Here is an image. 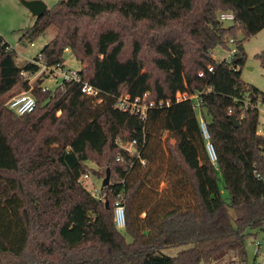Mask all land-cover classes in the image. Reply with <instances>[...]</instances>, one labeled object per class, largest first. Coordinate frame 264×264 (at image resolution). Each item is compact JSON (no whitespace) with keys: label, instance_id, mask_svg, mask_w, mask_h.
<instances>
[{"label":"trees","instance_id":"16d2710c","mask_svg":"<svg viewBox=\"0 0 264 264\" xmlns=\"http://www.w3.org/2000/svg\"><path fill=\"white\" fill-rule=\"evenodd\" d=\"M221 13L234 15L231 26ZM143 25L155 34L150 48L160 78L145 70L138 42L123 58L125 32ZM51 27L56 34L34 61L41 56L49 67L64 66L70 49L88 65V74L79 71L82 83L100 96H85L75 82L64 80L51 92L38 81L35 111L17 116L6 101L19 87L29 90L24 75L40 68L19 67L0 36V264H211L230 253L233 262L248 264L247 238L264 233V137L258 134L264 93L242 80L247 54L237 36L242 31L248 40L264 30V0H61L23 38ZM231 39L232 62L213 58ZM257 57L264 65V52ZM195 93L217 167L195 103L176 100ZM124 94L171 105L143 121L115 108ZM39 103L50 110L38 115ZM49 116L51 129L42 136ZM117 140L137 144L130 153ZM90 154L107 159V171L117 177L99 199L80 183L94 172ZM119 197L124 232L114 220ZM178 248L175 256L164 252Z\"/></svg>","mask_w":264,"mask_h":264},{"label":"rangeland","instance_id":"374dc122","mask_svg":"<svg viewBox=\"0 0 264 264\" xmlns=\"http://www.w3.org/2000/svg\"><path fill=\"white\" fill-rule=\"evenodd\" d=\"M44 2L48 10L54 9L57 4L61 0H39ZM36 22V18L32 17V14L29 10L22 5L21 0H0V36L10 45V48L16 52L17 58L16 62L19 67H24L27 63L33 62L41 53L42 49L54 38L56 34V29L54 27L49 28L43 34L36 36L33 39L23 38L24 31L33 27ZM233 24V22H225V26L229 27ZM146 25L140 26L139 32H125L124 34V42H125V51L123 54L124 59H128L133 50H134V42H138L142 45L143 51L141 54V60L145 66V70L151 74L156 75L153 67V59L155 57V53L150 48V41H152V37L155 35L154 32H150L149 28H146ZM238 41H243L244 49L247 54V61L245 66L242 68V80L245 84L253 85L258 88L260 91L264 93V65L262 61L257 57L262 52H264V30H262L257 35L246 39L244 32L240 31L237 36ZM23 38V39H22ZM34 46H31V44ZM236 47L233 44L227 43L226 47H217L213 50V58L216 60H224L228 57L229 51L233 50ZM65 59V68L80 71L85 69V74H88L89 71L86 68L88 65H81L77 59L75 58L72 51L70 53L64 54ZM55 74V73H54ZM156 77H161V75H156ZM24 81H28L29 90L22 89L19 87L16 92L6 101V107L10 99L14 96L21 94H31L36 97L38 102V97L34 94L37 88V82L40 81L42 85L40 86L43 90H48L54 92L58 86L63 83V78L60 73L55 76H48L46 74L40 75H24ZM52 105V104H51ZM46 106V105H45ZM43 104L39 103L38 115L43 114L50 110ZM260 110V129L264 130V102L259 103L258 105ZM62 113H57V117H61ZM206 120L204 113L202 116L199 115V119ZM53 121V116H49V120L46 121V129L41 132L42 136H46L49 130L51 129V122ZM168 134H164L163 141L166 140ZM174 141H172L173 143ZM90 161L87 163L88 166L94 170L93 173L89 172L88 179H83L82 185L87 188L90 192L94 194V196L99 197L100 195L104 196L103 193V182L107 175V159L99 158L95 154H90ZM112 158V156H111ZM98 161H102L99 164ZM110 166L113 167L115 161L112 160L110 162ZM217 177L219 180V185L222 191V196L224 200L228 201L229 193L226 190L225 182L222 174L217 173ZM117 180V177L114 173L111 172V181L113 183ZM166 184H162L161 188H165ZM124 232V229H121ZM127 241L131 242V238L127 236ZM261 242V249L258 250L257 244ZM183 250V248L178 249H167L164 252L170 256H175L179 251ZM260 253V257L264 255V233L255 234L253 233L246 240V256L248 264H255L256 254ZM235 255V254H234ZM231 253L219 261L212 262L211 264H240L238 261L233 262L231 259ZM259 261V260H258Z\"/></svg>","mask_w":264,"mask_h":264},{"label":"built area","instance_id":"2783aa9c","mask_svg":"<svg viewBox=\"0 0 264 264\" xmlns=\"http://www.w3.org/2000/svg\"><path fill=\"white\" fill-rule=\"evenodd\" d=\"M219 19L222 22H230V21L234 22L235 17L232 13H221L219 16ZM229 43L236 46L233 39H231ZM31 46H34V44L32 43ZM66 52L70 53L71 50L66 49ZM236 53H237V48L234 47L233 50L229 51L228 57L225 58L224 60L227 61L228 63L232 62V59L234 58ZM33 62H35V61H33ZM35 63L40 68L39 72L36 75L46 74L48 76H55L56 74L60 73V75L63 78V81L65 80V81L75 82V83L80 84L81 85V92L85 96L91 97V98H99L100 92L96 88H94L93 86H91L87 83H84V84L82 83V79L79 75V71L72 70V69H66L65 65L64 66L59 65L57 67H49L47 65V63L44 61V59L41 58V56L39 57V61L35 62ZM209 71H213V68L210 67ZM203 75L204 74H200L201 77ZM188 99L192 100L195 103L194 108L198 112V115L202 116L203 111H202L201 106H200L198 93H195L194 95L178 94L177 98H176V100L178 102L183 101V100H188ZM170 105H171L170 100H166V101L165 100H158V101L151 100L149 97V94H145L141 97H132L129 94H124V95H121L120 97L117 98L116 103H115V108L120 112L130 113L132 115L138 116L141 120L145 121V120H147L148 114L151 110L169 107ZM7 106L17 116H24L27 114H31L35 111L36 106H37V102H36V98L34 96H32L31 94L25 93V94H21V95H17V96L12 97L10 99V101L8 102ZM231 112L232 111H230V113ZM199 120H200V128H201V131L203 134V138L206 142V150H207L208 156L210 158V161L217 167V154H216L215 148L211 142V136H210L209 131H208L207 121L203 120L201 118ZM258 134L260 136L264 137V130H261L260 127H259ZM117 144L123 150L131 153L134 151V148L137 144V141H133L131 143H127V142L123 143L120 140H117ZM116 161L118 163L124 162L122 154H118ZM142 163H143V165L146 164L144 161ZM83 179L84 180L88 179V175H85L80 179L81 184L83 183V181H82ZM93 196H94V194H93ZM94 197H96V196H94ZM99 197H96V198L99 199ZM121 200H122L121 197H119L117 199V201L115 203V210H114V220H115V224L119 230L125 229V226H126L125 208L121 204L122 203ZM261 246H262V243L259 242L257 244L258 250L261 249ZM255 264H264V255L262 257H260V253L258 252L256 254V258H255Z\"/></svg>","mask_w":264,"mask_h":264},{"label":"water","instance_id":"95a60500","mask_svg":"<svg viewBox=\"0 0 264 264\" xmlns=\"http://www.w3.org/2000/svg\"><path fill=\"white\" fill-rule=\"evenodd\" d=\"M22 5L25 6L29 12L32 14L33 18L39 19L41 18L48 10L47 5L39 0H21ZM231 123L236 127L239 128L241 123L235 117H230ZM111 174L110 171H107L106 178L103 182V187H108L110 185ZM109 207V204H107Z\"/></svg>","mask_w":264,"mask_h":264},{"label":"crops","instance_id":"0c3cea01","mask_svg":"<svg viewBox=\"0 0 264 264\" xmlns=\"http://www.w3.org/2000/svg\"><path fill=\"white\" fill-rule=\"evenodd\" d=\"M66 53H68V52H66Z\"/></svg>","mask_w":264,"mask_h":264}]
</instances>
